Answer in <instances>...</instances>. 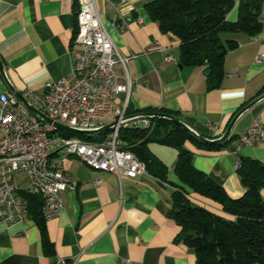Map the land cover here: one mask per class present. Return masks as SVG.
Masks as SVG:
<instances>
[{"label": "crops", "instance_id": "1", "mask_svg": "<svg viewBox=\"0 0 264 264\" xmlns=\"http://www.w3.org/2000/svg\"><path fill=\"white\" fill-rule=\"evenodd\" d=\"M153 0H97L103 23L121 53L130 58L133 82L130 113L165 110L200 135L221 137L234 117L264 95V0H236L228 21L238 19L241 2L258 11L263 31L225 34L238 47L224 60L219 88L209 90L203 67L181 64L179 41L161 31L146 10ZM77 0H0V58L14 88L42 92L50 81L70 77L77 39ZM119 75L125 74L121 65ZM13 94L0 72V96ZM14 95V94H13ZM124 95L118 100L122 101ZM264 122V100L235 123L224 146L201 148L187 142L195 167L221 185L232 198L245 193L238 173L241 157L264 164V141L239 146L240 136L255 119ZM150 152L167 168V180L149 172L135 179L91 169L82 160L55 153L50 164L71 174L76 187L62 192L64 209L44 222L46 239L30 211L7 226L0 215V264H196L194 251L180 236L172 217L174 192L182 183L175 172L179 151L152 142ZM25 173L14 176L22 190L30 187ZM98 181V182H97ZM188 190V188H187ZM193 201L222 213L220 205L188 190ZM264 198V190H262ZM51 250L52 253H49Z\"/></svg>", "mask_w": 264, "mask_h": 264}, {"label": "built area", "instance_id": "2", "mask_svg": "<svg viewBox=\"0 0 264 264\" xmlns=\"http://www.w3.org/2000/svg\"><path fill=\"white\" fill-rule=\"evenodd\" d=\"M76 12L80 24L79 36L74 43L81 49L74 55L72 75L59 81H50L42 92L27 89L23 97L36 109L48 116L52 123L43 121L23 105L15 95L0 96V215L7 226L18 223L29 212L28 201L13 178L18 173L27 174L30 187L26 190L38 194L42 201L45 220L60 215L64 209L62 192L72 190L78 181L69 173L59 170L48 176L42 169L44 152L57 147H76L87 161L98 164V171L135 179L147 174V165L131 150L132 144L122 137L121 125L142 124L154 127L153 119L131 117L132 79L130 58L115 45L103 23L97 0H77ZM264 59V54L257 57ZM125 71L119 75L117 66ZM124 95L122 101L118 98ZM128 109V117H117V110ZM56 123L79 130H95L116 123L117 135L101 143L89 141H62V137L48 134V127ZM67 132V131H66ZM264 141V122L257 118L239 138V146H251ZM98 182V181H97ZM60 264H67L60 259ZM120 264H138L123 258Z\"/></svg>", "mask_w": 264, "mask_h": 264}, {"label": "trees", "instance_id": "3", "mask_svg": "<svg viewBox=\"0 0 264 264\" xmlns=\"http://www.w3.org/2000/svg\"><path fill=\"white\" fill-rule=\"evenodd\" d=\"M235 5L236 0H153L146 5V10L163 33L178 39L182 66L203 67L208 89L213 90L219 88L224 79L226 55L239 45L234 39L224 41L223 36L237 33L253 36L263 31L259 12L244 2L239 6L238 19L228 21L227 16ZM159 112L171 114L165 110ZM152 121V130L122 129V137L146 163L147 171L164 181L167 168L150 152L148 144L157 142L178 149L175 172L182 185L174 192L172 217L181 227L180 236L194 251L196 264H264V164L250 157L240 158L238 173L245 193L234 199L195 167L194 153L186 147V143L191 142L201 148L216 149L224 146L223 143L205 144L169 120ZM111 134L112 131L94 135L62 132L67 138L97 143ZM187 188L220 205L222 213L193 201ZM21 194L46 239L41 197L26 190Z\"/></svg>", "mask_w": 264, "mask_h": 264}, {"label": "water", "instance_id": "4", "mask_svg": "<svg viewBox=\"0 0 264 264\" xmlns=\"http://www.w3.org/2000/svg\"><path fill=\"white\" fill-rule=\"evenodd\" d=\"M0 72L2 74V76L4 77V79L6 80L11 92L17 97V99L23 104L25 105L33 114H35L37 117H39L40 119H42L43 121L52 123V120L46 116L44 113L40 112L38 109H36L30 102H28L20 92H18L14 86L11 84L8 75H7V71L6 68L4 66V63L2 62V59L0 58ZM262 100H264V95L260 96L259 98H257L255 101H253L252 103H250L249 105H247L245 108H243L232 120L231 124L229 125V127L227 128L226 132L219 138L217 139H209L203 135H200L199 133H197L194 129H192L188 124H186L184 121H182L180 118H178L175 115L172 114H168V113H162V112H143V113H138L135 114L131 117H144V118H149V119H166L169 120L173 123H175L176 125L182 127L183 129H185L186 131H188L190 134H192L195 138H197L199 141L205 143V144H219V143H223L226 140H228L231 136L233 127L235 125V123L238 121V119L245 114L247 111H249L253 106H255L256 104H258L259 102H261ZM116 123H111L108 125H105L103 127L97 128L95 130H91V131H85V130H79V129H75V128H71L68 126H65L63 124L60 123H56V126L59 127L60 129L69 131V132H74V133H83V134H95V133H103V132H107L110 131L111 129H113L115 127Z\"/></svg>", "mask_w": 264, "mask_h": 264}, {"label": "bare ground", "instance_id": "5", "mask_svg": "<svg viewBox=\"0 0 264 264\" xmlns=\"http://www.w3.org/2000/svg\"><path fill=\"white\" fill-rule=\"evenodd\" d=\"M77 29H78V33H77V37H78L79 32H80V24H79L78 16H77ZM117 117H128V109L117 110ZM147 128L149 130V125H142V124H133V125L123 124L121 125V130L122 129H132V130L145 129L146 130ZM63 131H66V130L60 129L57 126L48 127V134L57 135V137H62V141H84L77 137H72V138L64 137L62 135ZM110 131H113V133L111 134V137H115L117 135V127H114ZM95 134H100V133H95ZM91 135H94V134H91ZM93 143H97V142H93ZM55 153L56 154L59 153V149L57 147H50L48 150H46V152H44V156L42 158V169L44 170V172L48 174V176H55L53 166L50 164V157ZM64 154L71 156V157H76L82 160L84 163H86V155H82V152L78 151L76 147L64 148ZM0 159H6V151H0ZM87 165L91 169L98 171V164H94V161H87ZM76 186L77 185H73V187H76Z\"/></svg>", "mask_w": 264, "mask_h": 264}, {"label": "rangeland", "instance_id": "6", "mask_svg": "<svg viewBox=\"0 0 264 264\" xmlns=\"http://www.w3.org/2000/svg\"><path fill=\"white\" fill-rule=\"evenodd\" d=\"M112 133H113V131H112ZM24 175H26V174H24ZM27 176V175H26Z\"/></svg>", "mask_w": 264, "mask_h": 264}]
</instances>
